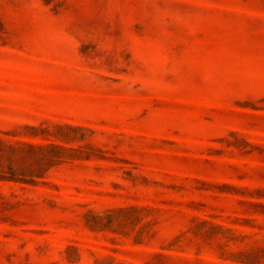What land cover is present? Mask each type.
<instances>
[{
  "label": "rangeland",
  "instance_id": "obj_1",
  "mask_svg": "<svg viewBox=\"0 0 264 264\" xmlns=\"http://www.w3.org/2000/svg\"><path fill=\"white\" fill-rule=\"evenodd\" d=\"M0 264H264V0H0Z\"/></svg>",
  "mask_w": 264,
  "mask_h": 264
}]
</instances>
